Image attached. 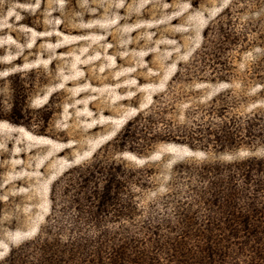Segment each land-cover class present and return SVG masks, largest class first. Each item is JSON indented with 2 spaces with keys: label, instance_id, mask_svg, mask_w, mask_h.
Here are the masks:
<instances>
[{
  "label": "rangeland",
  "instance_id": "obj_1",
  "mask_svg": "<svg viewBox=\"0 0 264 264\" xmlns=\"http://www.w3.org/2000/svg\"><path fill=\"white\" fill-rule=\"evenodd\" d=\"M220 19L224 31L205 39ZM214 61L232 85L200 81ZM222 93L212 113L227 108L229 149L205 143L220 133L208 111ZM261 110L264 0H0V264H45L35 244L48 236L68 251L83 243L58 264H264V178L233 202L255 212L257 233L231 236L219 228L231 221L224 194L197 176L203 164L264 159V143L240 135ZM129 123L135 154L115 142ZM96 156L124 161L143 186L129 190L128 214L93 227L87 206L61 194Z\"/></svg>",
  "mask_w": 264,
  "mask_h": 264
},
{
  "label": "trees",
  "instance_id": "obj_2",
  "mask_svg": "<svg viewBox=\"0 0 264 264\" xmlns=\"http://www.w3.org/2000/svg\"><path fill=\"white\" fill-rule=\"evenodd\" d=\"M224 23L220 19L211 28L207 29L204 34L205 39L208 38V34L212 30L215 31L216 35H221L224 31ZM206 50L207 46L204 44L203 51L205 52ZM203 60L200 59V62L195 61L201 64L204 62ZM228 70L223 62L214 61L199 71L201 73H208V77L202 78L200 81L209 84L222 83L232 85L231 80L227 76ZM225 96L226 94L222 93L213 99L210 104L211 109L208 111L210 116L216 115L215 118L220 121V133L214 139L206 138L205 140L207 145H219L221 149L233 147L236 143L235 137L238 134L232 133L227 126V122H231L232 120L226 115L227 108L221 106V111L212 113L215 110L216 104ZM131 127L132 123H129L126 130L115 140L120 152L128 151L133 154L136 153L135 149L138 144L135 136L131 135ZM242 130L240 135L249 144L254 142L264 143V110L256 111L247 116ZM196 141L201 140L189 135L185 137L183 143L190 148H194ZM199 168L197 176L207 181L212 196L214 197L217 193L220 195L224 194L225 203L224 207L221 208V213L228 215L231 221L220 226L221 231L231 236H238L242 231L249 234L257 233L256 228L258 227L250 222L255 212L242 214L235 210L233 202L236 198L242 199L247 187H252L254 192L257 191L261 180L264 178V159L250 158L228 164H203ZM66 178L61 197L64 198L68 195V192H72L71 205L68 208L76 212H81V207L87 206L86 213L89 219L87 223L93 227L98 226L100 217H111V220H113L128 214L127 208L133 205L132 195L129 193V190L131 187L141 188L143 186L139 182L140 179L137 178V173L130 170L124 161H112L108 164H103L97 156L89 164L67 173ZM237 183L242 184L240 192L235 189ZM56 194L57 189L54 186L52 189V211L54 212L56 210ZM242 201L244 202L245 200ZM116 207L120 208V210H117ZM52 219L48 225L49 232L52 233L53 229L62 232L63 230L57 226L58 224L53 225L57 221ZM70 230L72 233L82 232V227L75 222L71 224ZM48 237L39 239L35 244L36 251L45 256V264H58L57 256L63 258L69 252L77 253L84 251L83 243L74 245L68 251L67 245H62L61 238L53 239L50 236Z\"/></svg>",
  "mask_w": 264,
  "mask_h": 264
}]
</instances>
